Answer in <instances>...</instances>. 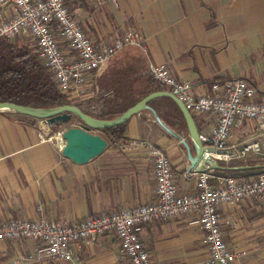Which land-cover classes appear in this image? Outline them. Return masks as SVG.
<instances>
[{"label":"crops","instance_id":"crops-1","mask_svg":"<svg viewBox=\"0 0 264 264\" xmlns=\"http://www.w3.org/2000/svg\"><path fill=\"white\" fill-rule=\"evenodd\" d=\"M78 3L74 10L96 43H110L129 30L142 33V46L127 47L115 58L120 65L138 58L147 69L150 62L164 64L174 76L191 80L196 93L207 91L214 82L240 77L264 94V0ZM196 118L200 130L209 116ZM50 127L41 119L0 113V223L36 217L41 214L40 205L50 219L75 222L153 201V165L145 150L129 145L134 139L149 140L165 149L180 188L194 187V180L185 176L191 166L186 147L166 133L151 111L134 115L120 140L111 141L97 131L108 139V145L86 163L64 156L58 139H48ZM172 127L184 133L194 155L188 128L185 131L179 123ZM255 135V122L250 120L235 133V139L250 140ZM219 216L224 240L236 253L232 264H264V206L249 198L223 204ZM137 231L154 264H202L209 255L195 213L142 224ZM33 246L32 241L1 240L0 264H15L14 255ZM77 252V263L54 259L22 264H130L113 234L101 236Z\"/></svg>","mask_w":264,"mask_h":264},{"label":"built area","instance_id":"built-area-1","mask_svg":"<svg viewBox=\"0 0 264 264\" xmlns=\"http://www.w3.org/2000/svg\"><path fill=\"white\" fill-rule=\"evenodd\" d=\"M79 0H0V36L10 42L22 40L49 68L60 92L70 99L83 100L100 95L101 74L112 66L123 49L142 46L144 37L129 30L110 43H96L82 27L73 5ZM117 4V0H112ZM148 73L174 93L196 116H206L199 137L219 162L264 159V94L240 77L214 82L203 92L193 91V83L180 79L170 69L150 62ZM255 122L256 135L250 140L235 139V133L247 121ZM64 131V130H63ZM63 131L58 147L64 145ZM130 146L145 150L152 162L155 199L137 206L105 211L80 221L50 219L43 214L14 218L0 223V241H32L31 250L18 252L13 263L63 260L79 262L78 249L91 245L99 237L113 234L121 253L130 264H154L138 233L142 224L168 221L185 213H195L205 233L209 255L202 264H232L236 253L226 244L219 209L223 204L253 198L264 206V171L246 178L215 169H190L191 190L183 191L176 181L172 161L165 149L149 140L134 139Z\"/></svg>","mask_w":264,"mask_h":264},{"label":"trees","instance_id":"trees-1","mask_svg":"<svg viewBox=\"0 0 264 264\" xmlns=\"http://www.w3.org/2000/svg\"><path fill=\"white\" fill-rule=\"evenodd\" d=\"M99 87L103 90L100 95H93L83 100L68 98L67 95L59 91L51 71L32 47L19 42V40L7 41L0 36V101L34 107L74 104L94 117L113 119L146 95L165 89L148 73L146 64L141 58L129 60L121 65L119 61H114L113 67L99 78ZM148 104L156 110L168 126L172 127L173 124L179 123V126H183L187 131L183 113L173 99L162 96L150 100ZM142 112L148 113L149 110ZM75 118L72 116L71 121ZM194 118L198 125L195 115ZM79 122L83 124L81 120ZM128 123L129 121L107 127L101 132L111 141H117L124 138ZM61 124L63 123L49 125L57 130ZM255 161L256 159H247L228 164L232 166L253 165ZM216 171L220 170L216 169Z\"/></svg>","mask_w":264,"mask_h":264},{"label":"water","instance_id":"water-1","mask_svg":"<svg viewBox=\"0 0 264 264\" xmlns=\"http://www.w3.org/2000/svg\"><path fill=\"white\" fill-rule=\"evenodd\" d=\"M170 97L173 99L183 113L191 143L194 147L195 154L191 152L189 142L183 134L171 129L152 108L148 102L157 97ZM144 110L151 111L155 121L173 137L180 140L186 147L188 158L191 162L190 169H219L222 171H241L250 169L251 165H222L212 154L217 153L213 147H207L199 137L194 115L185 107L184 103L169 90H160L146 95L132 107L113 119H101L84 112L79 106L74 104H65L56 107H34L31 105H22L9 101H0V113L4 114H21L36 119H42L48 124L52 123H70L72 116L81 120L83 124L79 126H68L63 131L64 145L61 152L64 156L70 158L76 163H86L96 156L100 155L108 145V139L103 137L97 131L107 127L117 126L128 122L134 115ZM255 166H264L255 165Z\"/></svg>","mask_w":264,"mask_h":264},{"label":"rangeland","instance_id":"rangeland-1","mask_svg":"<svg viewBox=\"0 0 264 264\" xmlns=\"http://www.w3.org/2000/svg\"><path fill=\"white\" fill-rule=\"evenodd\" d=\"M79 1H77L74 5H73V7L74 6H77L78 7V5H79V3H78ZM77 15V17H78V19H80V17H79V14H76ZM19 42H21V43H26V44H28L30 47H32V44L31 43H29V42H23L22 40H19ZM69 98V97H68ZM41 121H44V120H42L41 119ZM73 125H75V126H79L80 125V122H79V119H77V118H75V119H73L70 123H65V124H61V126H59V128L56 130V129H54V128H52V127H50V132L48 133V137H51V136H53V135H55V134H58L59 132H61V131H63L66 127H68V126H73ZM170 127V126H169ZM171 129H173V130H175L173 127H170ZM176 131V130H175ZM166 133L169 135V136H171V137H173V135L171 134V133H169V132H167L166 131ZM104 134V133H103ZM106 136V135H105ZM107 137V136H106ZM264 159H262V158H256V161H255V163L253 164V165H251V166H253L252 168H250V169H246V170H241V171H222V172H224V173H226V174H234V175H241V176H244V177H246V178H249V177H252V176H255V175H257L259 172H261V171H264V166H255V165H262V164H264ZM230 163V162H229ZM221 164L222 165H229L228 163H225V162H221Z\"/></svg>","mask_w":264,"mask_h":264},{"label":"bare ground","instance_id":"bare-ground-1","mask_svg":"<svg viewBox=\"0 0 264 264\" xmlns=\"http://www.w3.org/2000/svg\"><path fill=\"white\" fill-rule=\"evenodd\" d=\"M55 138L59 140V137L58 136H56Z\"/></svg>","mask_w":264,"mask_h":264}]
</instances>
